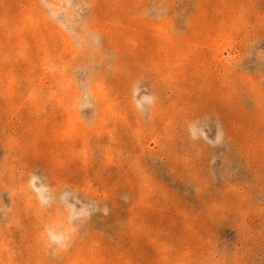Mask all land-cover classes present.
I'll list each match as a JSON object with an SVG mask.
<instances>
[{
  "label": "rangeland",
  "instance_id": "374dc122",
  "mask_svg": "<svg viewBox=\"0 0 264 264\" xmlns=\"http://www.w3.org/2000/svg\"><path fill=\"white\" fill-rule=\"evenodd\" d=\"M0 264H264V0H0Z\"/></svg>",
  "mask_w": 264,
  "mask_h": 264
}]
</instances>
